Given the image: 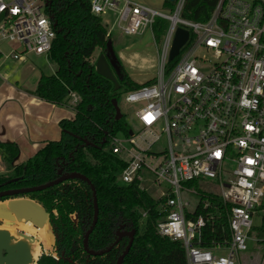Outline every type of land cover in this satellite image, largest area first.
<instances>
[{"label": "built area", "instance_id": "obj_1", "mask_svg": "<svg viewBox=\"0 0 264 264\" xmlns=\"http://www.w3.org/2000/svg\"><path fill=\"white\" fill-rule=\"evenodd\" d=\"M185 1L167 12L139 0H90L111 38L114 26L142 35L155 32L158 18L170 21L152 81L125 94L136 105L135 123L111 141L126 162L118 183L153 192L162 216L157 231L183 244L188 264H241L249 241L264 245V238L250 237L253 229L264 234V0H219L204 22L181 17ZM50 4L0 0V41L20 46L23 55H49L58 33ZM180 25L194 40L170 68ZM199 49L205 52L196 58ZM16 51L12 57L23 56ZM71 96L75 106L80 97ZM204 177L218 179L217 191L192 186ZM202 191L220 195L226 207L227 236L210 244L203 236L211 217H194L198 206H210ZM191 196L198 197L194 205Z\"/></svg>", "mask_w": 264, "mask_h": 264}, {"label": "trees", "instance_id": "obj_2", "mask_svg": "<svg viewBox=\"0 0 264 264\" xmlns=\"http://www.w3.org/2000/svg\"><path fill=\"white\" fill-rule=\"evenodd\" d=\"M218 1L186 0L181 17L190 22L208 21ZM50 3L58 33L49 57L58 69L50 75H42L36 94L58 106L71 107L75 117L60 121L59 140L48 141L34 157L19 165L15 161L20 147L16 143L0 142V156L6 169L0 173V191L37 187L56 180L61 172L67 175L79 172L91 179L98 194L100 213L89 235L90 250L104 251L114 244L121 231H136L123 264H188L183 244L158 233L156 225L162 216L153 194L137 183H118L126 162L115 156L111 149L113 137L130 131L123 113L116 120L115 104L119 102L120 90L124 88L128 92L149 84L152 79L145 84L137 83L126 72L115 49L114 56L111 55L108 46L111 37L107 35L101 17L91 13L90 0H50ZM176 4L165 0V6L171 11ZM168 25L169 21L161 18L154 23L158 41L163 40ZM189 30V45L181 55L194 40V34ZM99 49L100 54H105L113 63L114 74L120 83L116 91L115 84L96 71ZM180 58L170 61L169 67L176 65ZM71 93L80 97L75 106L70 103ZM201 193L210 206H198L194 217H211L203 236L210 244L227 236L226 207L220 195ZM21 196L42 203L59 234L56 240L58 256L43 253L37 264H116L128 245L129 237H123L105 256L85 251L83 240L94 220V194L87 181L69 179ZM144 212H148L146 220H143ZM72 214H78L77 224H74Z\"/></svg>", "mask_w": 264, "mask_h": 264}, {"label": "crops", "instance_id": "obj_3", "mask_svg": "<svg viewBox=\"0 0 264 264\" xmlns=\"http://www.w3.org/2000/svg\"><path fill=\"white\" fill-rule=\"evenodd\" d=\"M16 49L23 55L15 45L0 46V142L16 143L20 147L15 161L19 165L34 157L48 141L59 140L60 121L73 119L75 113L71 107L58 106L36 94L42 75L58 69L49 55L33 52L15 59L11 54ZM124 67L133 78L125 64ZM5 170L0 156V173ZM71 218L78 223V214H72Z\"/></svg>", "mask_w": 264, "mask_h": 264}, {"label": "water", "instance_id": "obj_4", "mask_svg": "<svg viewBox=\"0 0 264 264\" xmlns=\"http://www.w3.org/2000/svg\"><path fill=\"white\" fill-rule=\"evenodd\" d=\"M171 2H176L177 0H170ZM190 37V31L183 27L179 26L173 42L172 47L169 53V60H173L176 58L181 49L187 44V41ZM109 51L111 55L114 56V45H112V41L110 40L108 43ZM96 71L98 74H101L107 79H110L115 84V91L119 89L120 83L119 79L115 76L113 71V63L109 62L107 56L105 54H99L98 58L96 59ZM115 108L117 111L116 120L119 119L122 115L118 104H115ZM69 179H81L85 182L87 181L93 190L94 194V220L92 225L87 230V233L84 237L83 244L84 249L87 253L96 256H105V254L112 251V249L119 244L123 237H129V242L125 250L121 253V255L117 258L116 264H123L125 255L130 251L133 240L136 235V231H127L123 230L118 234L117 239L115 240L114 244L104 249V251H92L90 250L88 239L91 232L94 230L95 225L99 218V206H98V194H96V189L94 184L92 183L91 179L87 176L79 173V172H72L67 174H62L56 180L52 182L38 185L37 187H26L20 189H5L4 191H0V202H4L9 200L8 207L9 209L15 214L17 219L26 218L30 220L34 226L39 227L43 226L48 219L49 221V229H51L54 233V237L57 240L59 234L55 225L52 224L50 219V213L46 211L45 207L39 201L33 200L29 197H24L21 195H25L30 192H35L37 190H42L46 188L53 187V185L62 183L64 181H69ZM1 220L0 225L3 224L5 218H9L13 220L12 214H9L7 211L0 212ZM24 234V233H23ZM33 240V237H30ZM13 237L8 230H1L0 229V264H31L33 263V257L31 253V247L29 246L28 242L25 240L13 242ZM37 264V261H35Z\"/></svg>", "mask_w": 264, "mask_h": 264}, {"label": "rangeland", "instance_id": "obj_5", "mask_svg": "<svg viewBox=\"0 0 264 264\" xmlns=\"http://www.w3.org/2000/svg\"><path fill=\"white\" fill-rule=\"evenodd\" d=\"M139 1L145 4H149L159 10L170 12L169 11L170 9L165 6V0H139ZM105 19L111 21L108 16H106ZM169 25H170V21H169ZM111 26L112 24L109 25V28ZM113 29L114 32L111 41L114 45V49L117 55L120 57V61L127 66L129 74L133 77V79L137 83L145 84L147 81H149L150 78H153V76L158 71V66H159L158 57L163 50L162 41H158L156 39L155 32L152 31V29H148L147 32L142 35H138V34L123 35L115 26ZM0 46H2L3 48H7L9 46L11 47L12 44L0 41ZM16 47L18 49H21L20 46L19 47L16 46ZM100 52L101 50L99 49L96 53L97 58ZM204 52H205L204 49H199L197 53L194 54V56L196 58L201 57ZM126 92L127 91L124 88L120 90L118 107L120 111L124 114L125 120L128 122V124L131 125L135 123L136 105L134 104L132 105L126 101V95H125ZM225 176L228 177V174H225ZM216 184H218V179L204 177L198 182L193 183L192 186H194L197 190H201L203 185L209 187L214 192L217 191ZM190 199L192 200L193 205L196 204L198 201V197L196 196H191ZM0 220H1V216H0ZM4 222L5 220L3 221V224ZM74 224L76 223L74 222ZM250 237L256 239H262L264 238V234H260L257 229H253L250 234ZM51 245L52 246H50V248L48 247L44 248L43 253L52 254L53 256H58L57 253L58 246L56 245L55 237ZM248 245H249L248 250L241 251L239 253V256H241V261H240L241 264H261L264 259L263 243L258 246H255V241L251 240L249 241Z\"/></svg>", "mask_w": 264, "mask_h": 264}, {"label": "bare ground", "instance_id": "obj_6", "mask_svg": "<svg viewBox=\"0 0 264 264\" xmlns=\"http://www.w3.org/2000/svg\"><path fill=\"white\" fill-rule=\"evenodd\" d=\"M8 203L9 200L0 202V212L7 211L9 214H12L13 220L6 218L0 229L8 230L14 239V243L22 240L27 241L31 247L33 257V263L31 264H35V261L39 260L40 255L43 253L44 248H50L54 241V233L49 229V221L47 219L43 226L36 227L26 218L17 219L15 214L9 209ZM30 237L34 239L31 240Z\"/></svg>", "mask_w": 264, "mask_h": 264}]
</instances>
